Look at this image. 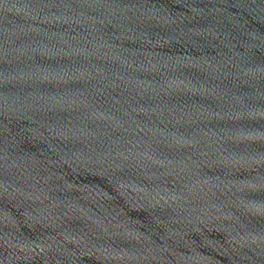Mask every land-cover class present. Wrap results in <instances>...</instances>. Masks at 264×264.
<instances>
[{"label": "water", "instance_id": "obj_1", "mask_svg": "<svg viewBox=\"0 0 264 264\" xmlns=\"http://www.w3.org/2000/svg\"><path fill=\"white\" fill-rule=\"evenodd\" d=\"M0 264H264V0H0Z\"/></svg>", "mask_w": 264, "mask_h": 264}]
</instances>
